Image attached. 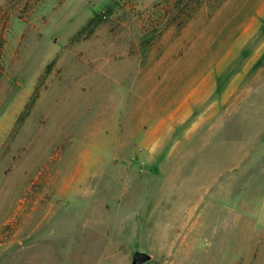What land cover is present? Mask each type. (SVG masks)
Masks as SVG:
<instances>
[{
    "label": "rangeland",
    "instance_id": "1",
    "mask_svg": "<svg viewBox=\"0 0 264 264\" xmlns=\"http://www.w3.org/2000/svg\"><path fill=\"white\" fill-rule=\"evenodd\" d=\"M262 80L264 0H0V264L230 257L213 216L263 207Z\"/></svg>",
    "mask_w": 264,
    "mask_h": 264
},
{
    "label": "crops",
    "instance_id": "2",
    "mask_svg": "<svg viewBox=\"0 0 264 264\" xmlns=\"http://www.w3.org/2000/svg\"><path fill=\"white\" fill-rule=\"evenodd\" d=\"M261 91L263 97L261 94L256 99L253 96L254 92L252 94L251 91H248L244 98L245 101L241 103L243 107H255V104H262L264 109V80L261 82ZM224 105L231 106L232 104H214L215 110L221 109ZM246 111L248 112L244 115L245 120L251 122L252 125H262V135L264 136V113L260 118H254V113L250 112L252 109H246ZM262 203L260 215L255 214V210L250 207L243 209L242 212L230 209L225 213L213 216V235L217 238L214 244L215 252L230 253L231 255L230 257L224 256L222 261L214 264H264V199ZM258 217L259 224L255 219ZM204 218V220H209V216ZM226 240L228 245L224 247L223 243Z\"/></svg>",
    "mask_w": 264,
    "mask_h": 264
},
{
    "label": "water",
    "instance_id": "3",
    "mask_svg": "<svg viewBox=\"0 0 264 264\" xmlns=\"http://www.w3.org/2000/svg\"><path fill=\"white\" fill-rule=\"evenodd\" d=\"M152 258L151 254L143 248L133 247L131 248V255L129 264H144L150 261Z\"/></svg>",
    "mask_w": 264,
    "mask_h": 264
}]
</instances>
